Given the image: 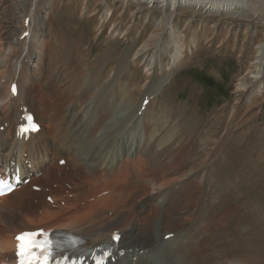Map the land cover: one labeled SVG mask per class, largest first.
Listing matches in <instances>:
<instances>
[{
	"label": "bare ground",
	"instance_id": "obj_1",
	"mask_svg": "<svg viewBox=\"0 0 264 264\" xmlns=\"http://www.w3.org/2000/svg\"><path fill=\"white\" fill-rule=\"evenodd\" d=\"M100 1L106 3V0ZM121 1L126 4L134 3V10L137 9V13H146L145 16H148V13H150V10L148 12L147 8H156L164 11L162 15L163 20L156 23L153 22L152 24V28H155V26H159V28L155 31L151 30V35L144 41L142 49H146L157 43V46H160L161 43L163 46L164 30L169 36L170 47H173L175 50L174 53H171L170 48V54L162 52L163 56H170V60L166 64L159 66V63L155 61L157 55L155 58L154 52L156 53L160 48H155L151 55L148 53V56L142 59L144 56L138 55L136 50L133 49L136 42V39H133L128 45L124 46V48L126 47L125 51L118 56L117 63L115 62L116 70L112 71V73L110 72L112 74L111 79V75L109 74L106 77L107 80L103 81L101 79L107 73V62H111V60H108V57L112 56L114 51L108 50V54L101 56L98 61L100 66L97 69H93L96 66V62L88 61L87 59L90 57L87 56L85 57L87 64L84 65L81 58L82 55L78 51L80 41L75 45V41L69 39V35L63 33L59 22L53 27V38L61 42L56 43L53 38H50V42L54 47L53 55L57 56L56 59L60 60L61 63L66 64V69L61 85L51 81L52 74L47 70L41 80L37 82L38 86L47 88V95L51 99L50 105H47L39 97L38 92L34 95L33 91H35L36 87L31 83L33 66H35L41 55V52L37 50L43 46L44 41H41L40 38L43 36L41 33L42 23L35 27L38 29L39 35L36 36L33 31L34 24L39 17L36 20L37 14L32 15L34 12L39 13L40 7L43 5L40 0H30L29 7L31 9L28 10L30 24L28 23V27L30 25L31 32L27 37H21V39L25 40L24 46L22 47L21 43L19 47L11 48L9 55H5L0 59V64L2 63L0 65V130L4 132L8 143L6 152L0 149V167L3 168L10 165V162H14L20 165L25 173V177H29V180L32 182L40 183L39 185L43 190L48 186H55L58 191L63 192L62 200L65 204L67 203L66 198L69 193H72L71 195L76 200L84 202L83 206L79 205L74 208L58 206L57 209H53L49 206H42L44 207L41 208L42 211L60 212V217L54 216L45 225H43L42 218L40 217L37 220L38 224L41 225H32V228L22 226L16 230L13 227L14 218H18L17 222L19 224L24 220V214L33 215L38 212L31 209L32 203L28 202L27 199H33V194L38 197L41 188H38L39 191H33L29 188L33 183H30L28 185H20L18 191L15 189L9 194L1 196L0 202H6V206L5 212L0 214V227H5L6 230H0V264H10L14 261V235L23 230L36 228H41L45 231L61 228L77 233L79 234L78 237L82 246L87 249L101 241L108 242L112 233L121 232L117 249L113 253L114 260L108 258L106 264H264V200L257 199V204H255V208L252 210L253 216L250 218V220L256 223L255 225L259 230L256 229L257 231H254L251 235H248L247 232H242L240 242L234 239L228 240L224 234L225 227L219 221L220 218L217 219L215 217L218 215L217 211L223 206V196L215 194L214 199L210 203H206L204 198H200L197 195V192L200 190L198 185H185L186 182L191 181L193 178L194 181L198 179L200 181H197L198 183H203V176L205 179L210 177V163H214L215 158H211L209 155L217 156L222 151L224 143L228 138L234 141L235 133L238 130L236 119L239 116V106H237V111L235 110L232 114L234 118H230V121L228 120V126H230L231 130L229 131V127L227 126L228 128L225 130H228L225 135L220 134L219 125H217L221 121L222 116H219L217 120L214 118L216 123L207 130L213 145L209 155H207L204 152L195 150L198 140L194 137V134L199 132V125L194 126L191 131L187 128H182L178 138L174 136L176 132L173 134L174 130H171V126L170 128L169 126L166 128L168 129L167 131L165 129V132L161 133L166 122L163 119L153 120L154 113L152 106H154L155 96H151L154 88L166 81V79L163 80L165 73L175 68V65L184 56L183 45L185 37L179 34L177 26L175 27L172 22L176 11L177 13H188L189 10H192L198 12L196 13L197 15H210L211 17L215 16V14H222L232 18H249V13H252V15L254 13L252 10V2L255 4L254 0ZM85 6H82L81 12L85 14L86 12L90 13V10L87 6L85 8ZM144 6L147 8H142ZM47 8L54 9L51 1L46 0L45 9L47 10ZM167 9L172 11L169 15L166 13ZM106 19L107 16L105 17ZM161 24L164 29H162V32H159L161 31ZM118 25L119 23L113 24L111 35L116 32L117 34L123 33V36H126V33L117 27ZM102 26H104L103 22L100 28ZM22 29L25 32L29 28L23 25L21 32ZM101 31H98V33H101ZM60 36L61 39L59 38ZM32 38L35 41L33 40L30 48V39L32 40ZM70 45L75 47L76 50L73 49L77 53L73 58L70 51L72 47ZM167 46L169 47L165 43L163 48L165 49ZM7 47L5 51L12 46L9 45ZM17 48L19 49L18 54L16 53ZM255 48L257 50L256 59H254L253 63L251 62L252 65L250 67H255V74H261L264 71V44H257ZM29 50L34 54L35 59H31L28 63L27 53H29ZM22 51L24 52L23 56H21ZM11 61H13L12 71L8 65ZM27 63L32 67L29 69V72L27 71L28 75L26 77V75L23 76L24 72H22L23 75L20 72ZM128 63L130 69L131 66L141 64L145 67V74L147 76L152 75L151 80L148 81L149 84L142 85L144 91H142V98L140 97L141 102L135 103L134 106L131 105L130 97H133L141 82H135L137 77L130 76V74L124 77L125 79H123L124 82L122 81V83H120V80L118 82L115 80L119 76L120 71L127 70ZM15 71H18L17 75L14 74ZM54 72L57 73L58 69ZM24 79L29 81L28 85L24 83ZM153 80L155 81L154 84H152ZM13 82L17 84L16 95L9 93V86ZM158 83L159 85H157ZM103 88L106 91L99 90ZM242 88V83H239L237 89L241 90ZM256 91H259L258 94L261 92L258 89L253 90L249 92L247 99L258 95ZM144 99H148L146 105L142 103ZM24 107L27 108L26 111L34 114L35 120L41 127L37 132L30 133L27 137H18L16 136L15 127L22 121ZM6 108H8V111H2ZM38 110L45 112L47 122L43 123L41 121L43 117L39 115ZM138 110H141V113L136 115V111ZM125 111H128V113ZM124 112L126 115L121 120V115ZM115 113H118V116H115ZM54 116H58L60 124L67 121L72 132L83 141L81 148L85 153H83L82 158L77 152L67 149L60 152L54 148L51 150H41L44 142L50 143L52 140V127L58 124L52 120ZM126 127L125 131L124 128ZM44 133L48 134L49 137L42 139ZM229 134L230 136H228ZM79 141L77 140V142ZM208 142L209 138L204 139L205 145ZM105 147H107V150L112 148L109 154L105 153V151L107 152ZM128 147L130 149L134 147L132 149L134 152H131L132 150L130 151ZM228 148L229 145L225 149ZM124 149H127L129 156L134 155L135 151L137 153L134 157L132 156L127 159L123 157L120 160L119 155L123 154L122 150ZM183 150L188 152L187 160H190V162L200 161L201 166L197 168L192 167L187 172L168 173L175 166L179 167V165L189 162L184 161ZM202 157L204 159L198 160ZM60 158L65 159L64 165H55L56 161ZM28 162L31 163V167L28 166ZM74 162H80L81 167H75ZM196 164L195 162L194 165ZM203 166L205 168L201 171ZM169 175L172 176L167 179ZM179 178H181L180 181H177ZM184 178L186 181H184ZM208 180L211 181V178ZM212 181L217 187L219 182L216 181V177ZM221 182L225 185L223 180ZM200 185L205 186V184ZM205 188H201V191ZM104 190H106L108 195L96 197L98 192ZM146 191L150 195L141 198L142 204L140 205V209L138 208L136 212L133 211L132 198ZM142 196L143 194L139 197ZM187 199L192 201L188 202L190 206H187L188 208L184 206ZM15 204L19 205L18 211L14 209ZM186 210L190 211L188 216H185L183 213ZM42 211L40 210L39 213L41 214ZM200 212L201 215H194ZM227 214L229 213L227 212ZM140 217L146 218L144 222L143 218H141L142 226L134 225V220H140ZM150 217H153V219L150 220ZM196 218L202 224H197L195 222ZM26 220H31L33 223L32 219L28 218ZM179 222L181 223L179 224ZM207 227L210 228L208 233H211V235L209 236L214 238L218 234L222 235L221 239L217 241L218 248L220 249L218 253L207 250L208 247H212V239L204 240V238H201V232H207ZM226 230L232 232V228H227V226ZM168 234H170V237L165 238ZM203 248L204 250L193 255L195 250ZM205 250L211 253V257L209 255L207 259L200 261L199 257ZM209 258L211 259L209 260Z\"/></svg>",
	"mask_w": 264,
	"mask_h": 264
},
{
	"label": "rangeland",
	"instance_id": "obj_2",
	"mask_svg": "<svg viewBox=\"0 0 264 264\" xmlns=\"http://www.w3.org/2000/svg\"><path fill=\"white\" fill-rule=\"evenodd\" d=\"M40 1L43 3V5H41L42 7H40L41 11L39 10V13L34 12L32 15L34 16V14H37L36 20L39 17V21L37 20L34 24L33 31L36 36L39 35L38 29L35 27L42 23L41 33L43 36L39 37L41 38V41H44L43 46L37 50L41 52V55L39 60L35 63V66H33L31 83H33L36 87L35 91H33L34 95L38 92L39 97L44 100L47 105H50L51 103V99L47 95V88L38 86L37 82L41 80L47 70L52 74V78H50L51 81L61 85L64 79V71L66 69V64L61 63L60 60L56 59L57 56L53 55L54 47L50 42V38H53L54 35L53 27L59 22L61 28L63 29V33L69 35V39L74 40L75 45H77L80 41L78 51L82 55L81 58L83 59L84 65L87 64V61L85 60V57L87 56L90 57L87 59L88 61L96 62V66L93 69H97L99 68L98 66H100L98 61L101 56L103 54H108V50L114 51L113 55L108 57V60H111V62H107V73L104 74L101 79L103 81L107 80L106 77H108L109 74L111 75V79L112 71L116 70V60L118 56L125 51L126 47L124 48V46L128 45L133 39H136L133 49L136 50L138 55L144 56L142 59L147 57L148 53L151 55L155 48H160L157 51L158 53L154 52L155 58L157 55V59H155V61L159 63V66H163L170 60V56H163V53L170 54V48L171 53H174L175 51L173 47H170L169 36L164 32V30L163 34L165 35L163 37V46L162 43L160 46H157V43L155 44L156 46L151 45L146 49H142L144 41L151 35V30L155 31L159 28V26L152 28L153 22L156 23L163 20L162 15L164 14V11H160L156 8L149 9L146 6L142 7L144 9L147 8L148 12L150 10L148 16H145L146 13H137V9L134 10V3L126 4L121 0H106V3L100 0H47L51 1V4L54 6V9L47 8V10L45 9L46 0ZM254 2L255 4L252 2V10L254 13L253 15L252 13H249V18H232L222 14H215V16L213 15L211 17L210 15H197L196 13L198 12H194L192 10H189L188 13H177L176 11L172 22L175 27L177 26L176 28L179 31V34L184 35L185 37L183 45L184 56L181 61L175 65V68L170 70L168 73H165L163 80L166 79V81L162 82L161 85H159V82L157 84L159 86L154 88V92L151 94V96H155L154 106H152L154 113H152L154 115L153 120L157 121L159 119H163L167 124H164V128L161 133L167 131L168 129L166 128H168V126L170 128L171 126V130H174L173 134L176 132L174 136L178 138L182 128H187L191 131L194 126L199 125V132L194 134V137L198 140V143L195 145V150L198 152H204L207 155H209V152L213 147L207 130L216 123L219 116H222L221 121L217 125H219L218 128L220 129V134L225 135L228 130H225L226 128L229 127V131L231 130L230 126H228L229 121L230 118H234L232 114L235 110L237 111V106H239V116L236 119V123L238 122V130L236 131L237 134L235 133L234 141H231V139L228 138V140L224 143L222 151L218 153L217 156L209 155L211 158H215L216 160V162L214 160V163H210L211 166L209 170L211 172L209 178H211V181L208 180L209 178L205 179L203 176V183H198L200 182L198 179L194 181V178L185 183V185H198L200 190L197 192V195H199L200 198H204L206 203H210V201L214 199L215 194L223 196V206L217 211L218 215L215 217L217 219L220 218L219 221L222 223L221 225L225 227L224 234L227 239H234L239 242L242 238V232H247L248 235H251L254 231L259 230L255 225L256 223L250 220V218L253 216L252 210L255 208V204H257V199L259 198L264 200V71L261 74H255V67H250L255 61L254 59H256V45L261 43L264 44V0H254ZM29 3L30 0H0V59H2L5 55H9L11 48L19 47L21 43L22 47L24 46L25 40L21 39L20 35L23 33V29L21 32V28L23 27L24 17H29L28 10L31 9V7H29ZM84 5L87 6L90 13L86 12L85 14L81 12L82 6ZM35 10L37 11L36 8ZM170 12L172 11L168 9L166 10L167 15H169ZM106 16L107 19L105 20ZM28 22L30 24V21ZM102 22L104 26L100 28ZM117 23H119L117 27H119L120 30H123V32L126 33V36H123V33L117 34L116 32L111 35L113 24ZM162 29H164V27L161 24V31L159 32H162ZM98 31H101V33H98ZM59 38L61 39V36ZM33 40V38L32 40L30 39V48ZM55 41L56 43L61 42L57 40ZM165 43L169 45V47L167 46L168 48L165 47L166 50L163 48ZM9 45L12 47L5 51ZM70 47H72L70 51L73 58L77 55L75 52L76 49L73 45H70ZM59 51L62 52L61 50ZM30 52L31 50L27 53L28 63L31 59H35L34 54ZM16 53H19L18 48ZM23 55L24 52L22 51L21 56ZM28 63L23 66L20 72L22 75V72H24L23 76L26 75V77L29 69L32 67L29 66ZM8 65L11 67L12 71L13 61L9 62ZM126 68L127 70L124 69L123 72L120 71L121 75L119 74L115 80L117 82L120 80V83H122L123 79H125L124 77L129 76L130 74V76L132 75L137 77L135 82H141L140 87L136 90L133 97L128 95L131 98H129L131 100L130 102H132L131 105L134 106L135 103H140L143 93L142 91H144L142 85L149 84L148 81L151 80L152 75L147 76V74H145V67L141 64L131 66L130 69L128 63ZM56 69H58L57 73L54 72ZM17 73L18 71H15L14 74L17 75ZM197 75H204L207 78V82L202 83L198 81L196 79ZM28 82L29 81H27V79H24L25 84L28 85ZM154 83L155 81L153 80L152 84ZM239 83H242L243 85L241 90L237 89ZM254 88L260 90L261 92L258 94L259 91H256V94L258 95L247 99L249 92L255 90ZM99 90L106 91L104 88ZM144 100L147 101V99ZM2 111H8V108ZM37 112L41 117H43L41 121L43 123L47 122L45 112L43 110H38ZM125 112L128 113V111ZM125 112L122 113L121 120L124 119V115H126ZM140 113V110H138V112L136 111V115ZM115 116H118V113H115ZM52 120L56 121L58 124L57 126L52 127L53 131L51 135V142H44L41 150H51L54 148L60 152L67 149L77 152L82 158L83 153H85V151L81 148L83 141L72 132L69 128L68 122L65 121L60 124L58 116L52 117ZM126 129L127 127L124 128L125 131ZM224 130L225 132H223ZM228 136H230V134ZM46 137H49V135L44 133V137L42 139H45ZM206 138H209V142L211 143L208 142V144L205 145L204 139ZM77 140L80 141L77 142ZM227 144L229 145V148L225 149L228 146ZM7 148L8 143L5 139V134L2 130H0V149L3 152H6ZM105 149L107 150V147H105ZM111 149L107 150V152L105 151V153L109 154ZM128 149L130 148L128 147ZM132 149H134V147H132L130 151ZM204 149L206 150L202 151ZM122 152L123 154L119 155L120 160L123 157H126V159L129 157L131 158L132 156L134 157L137 153L135 151L134 155L132 154L129 156V154H127V149L122 150ZM131 152H134V150ZM182 154L184 161L186 160L189 162L181 164L179 167L175 166L173 169L169 170L168 173L176 174L182 171L187 172L192 167L197 168L201 166L200 161L190 162V160H187L188 152L186 150H183ZM202 159H204V157L198 160ZM195 162L197 163L196 165H194ZM74 164L77 168L81 167L80 162H74ZM55 165L63 166L64 164L59 163V160H57ZM204 168L205 166H203L201 171H203ZM172 175L167 176V179H169ZM215 177L216 181L220 184H218L217 187L212 181ZM180 179L181 178L177 179V181H180ZM222 180L225 185H223L222 182L220 183ZM184 181H186L185 178ZM200 184H205V186ZM204 187L206 188L201 191V188ZM142 194L143 196L139 197ZM106 195L108 194L106 190H104L98 192L96 197H103ZM146 195H150L148 191L139 193L132 198L133 211L136 212L138 208L140 209V205L142 204L141 198H144ZM36 196L37 195L33 194V199H26L28 202L32 203L31 209L38 212L33 215L24 214V220H22L19 224L17 222L18 218H14L13 227L16 228V230L22 226L27 228H32V225L36 226L38 224L37 219H40V217L42 218L43 225L47 224L54 216L60 217V212L42 211L41 208H44L45 206L57 209L58 206H69L74 208L79 205L83 206L84 204L82 200H76L70 194L66 198L67 203L65 204V202L62 201L63 193L58 191L55 186H48L38 197ZM52 196L54 198H52ZM137 197L139 198L135 199ZM242 200L243 202H241ZM20 201H18V203H20ZM189 201L191 200L187 199L184 203L185 207L189 206ZM200 204L201 202L199 203V206ZM5 206L6 202H0V214L5 212ZM14 209L18 211L19 205L15 204ZM40 210L42 211L41 214L39 213ZM201 212L194 215H201ZM227 212L229 214H227ZM183 213L185 216H188L190 211L186 210ZM28 218L32 219L33 223L31 220H26ZM141 218L143 217H140V220L135 219L133 224L136 226H142ZM145 219L146 218H143V222ZM152 219L153 217H150V220ZM145 222L147 223V221ZM181 222H179V224ZM195 222H197V224H202L198 218H196ZM226 226L227 228H232V232H228L226 230ZM206 229L207 232H201V238H204V240L209 238L212 239V247H208L207 250L218 253L220 249L218 248L217 241L221 239L222 235L218 234L213 238L209 236L211 233H208L210 228L207 227ZM0 230H6V228L0 227ZM204 248L195 250L193 255L204 250ZM209 255L211 257V253L205 250V252H203L199 257V260L203 261L204 259H207ZM210 259L211 258H209V260Z\"/></svg>",
	"mask_w": 264,
	"mask_h": 264
},
{
	"label": "snow or ice",
	"instance_id": "obj_3",
	"mask_svg": "<svg viewBox=\"0 0 264 264\" xmlns=\"http://www.w3.org/2000/svg\"><path fill=\"white\" fill-rule=\"evenodd\" d=\"M30 119V118H29ZM35 127V125H30ZM22 132L27 131L26 128L21 129ZM7 184L6 181L0 180V194H3L2 189ZM8 191L12 188L8 187ZM118 238L114 235L113 237ZM16 256L18 257V264H51L54 257L55 264H62V261H68V257L62 256L58 249L65 246H75L78 240L68 239L64 242L53 240L49 233L43 229L35 231H24L16 235ZM71 264H75L72 261Z\"/></svg>",
	"mask_w": 264,
	"mask_h": 264
},
{
	"label": "trees",
	"instance_id": "obj_4",
	"mask_svg": "<svg viewBox=\"0 0 264 264\" xmlns=\"http://www.w3.org/2000/svg\"><path fill=\"white\" fill-rule=\"evenodd\" d=\"M196 79L202 83L207 82V78L204 75H197Z\"/></svg>",
	"mask_w": 264,
	"mask_h": 264
}]
</instances>
